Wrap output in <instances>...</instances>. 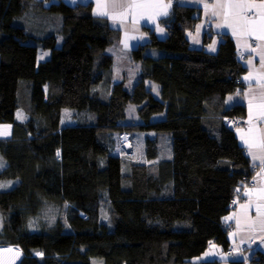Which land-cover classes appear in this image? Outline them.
Instances as JSON below:
<instances>
[{"label": "trees", "instance_id": "trees-1", "mask_svg": "<svg viewBox=\"0 0 264 264\" xmlns=\"http://www.w3.org/2000/svg\"><path fill=\"white\" fill-rule=\"evenodd\" d=\"M170 5L168 38L150 33L149 46L164 55L136 49L141 75L127 90L114 83L106 53L120 33L94 15L92 3L0 0V126L12 127L11 138L0 140V184L17 182L0 188V245L19 247V264H222L196 259L212 242L224 253L231 247L224 218L234 190L254 174L235 130L224 126L225 118L247 115L243 105L227 106L245 87L247 68L229 35L216 53L193 48L195 10ZM55 15L59 31L31 33L33 17ZM40 50L51 58L39 64ZM130 105L141 123H126ZM65 109L94 121L62 128ZM124 132L170 135L172 158L159 159L162 143L149 137L147 159L158 164L114 155ZM226 262L246 264L239 254ZM249 262L264 264V256L255 252Z\"/></svg>", "mask_w": 264, "mask_h": 264}, {"label": "crops", "instance_id": "crops-1", "mask_svg": "<svg viewBox=\"0 0 264 264\" xmlns=\"http://www.w3.org/2000/svg\"><path fill=\"white\" fill-rule=\"evenodd\" d=\"M64 1L70 5L92 3L94 15L108 19L110 26L120 33L119 39L106 51L114 59V83H124L126 87L132 88L138 82L141 63L133 58L136 49L145 47V55L153 58L164 55L163 52L154 50L149 45L150 33H154L159 40L168 38L164 24L172 11L168 0ZM208 1L179 0V5L193 8L200 15L198 24L189 32L188 39L193 48L206 49L210 53L218 51L224 41V35H229L235 41L239 60L247 68V73L241 78L245 87L228 96L227 106L246 107L247 127H240L235 132L240 145L247 153L250 164L259 166L264 163V0H213L212 4ZM99 13H107V15H99ZM207 22L212 23L213 34V39L208 44L205 40ZM160 29L163 31L161 32ZM144 136L157 140L155 133H145ZM157 141L167 143L170 149L164 156L161 148L159 159L169 157L167 160H170L173 155L172 137L162 135ZM249 149L252 155H249ZM253 157L256 159L253 160ZM145 164L156 165L158 160L147 159ZM255 183V187L246 191L247 201L240 204L237 214L232 213L224 218V223L228 227L234 225L236 221L237 233L230 235L231 244L251 247L245 256H241L246 264H249L247 259L255 252L264 256V173L255 177ZM226 261L224 250L220 246L211 247L208 253L197 260L202 263L229 264Z\"/></svg>", "mask_w": 264, "mask_h": 264}, {"label": "rangeland", "instance_id": "rangeland-1", "mask_svg": "<svg viewBox=\"0 0 264 264\" xmlns=\"http://www.w3.org/2000/svg\"><path fill=\"white\" fill-rule=\"evenodd\" d=\"M212 2H213V0L208 1V3H210V4H212ZM28 18H31V16H29ZM51 21H53V22H51ZM62 22H63V20H62V17L60 15H55L52 17H45V18L44 17L42 18L40 16L33 17L31 24H30L31 33L34 35H37V36H41L42 33L37 32L39 27H41V26H42V28H44V26L45 27L48 26L46 31L49 33L54 32V31H59L62 27ZM207 23H210V27L212 30V23L211 22H207ZM62 44H63V40H62V38H59V47H62ZM157 51H159V50H157ZM145 56H147V55H145ZM50 58H51V52L50 51H44V50L39 51V55H38V63L39 64L49 60ZM150 85H154V84L150 83ZM156 87L157 86H155V94H156V96H158V87L157 88ZM132 89H133V87L132 88H130L129 86L127 87V90H132ZM96 91H98L100 93V98L104 102L108 101L109 94H108V91L105 89L104 86L98 87L96 89ZM19 113L22 115H21V118L17 117L18 121L26 122L27 118L24 115V113H22V112H19ZM94 117H93V114H84L83 120L88 121L90 119V123H93ZM156 119L160 120L161 117H157ZM83 120L80 119V116L76 111L70 110V109H65L63 111V114H62L61 127L66 128V127H70V126L83 125L82 124ZM126 123L127 124H133V123L139 124V123H141V120L137 114L136 106L130 105L128 107ZM11 128L9 126H0V133H2V135H0V140H7V139L11 138V135H12ZM128 135H130V143L133 145V151L131 153L132 155L127 154L125 151H123L121 149V147H120L121 134L116 135V137L118 138V141H119V146H118V150L114 153V155L119 156V157H123L124 159H127V160L139 162L142 164L147 163V137L144 136V133H142V132H134L132 135L130 133H128ZM169 151H170L169 145H167V143L162 142V154L165 156V155H167V153ZM168 158L169 157H162V159H168ZM2 164H3V162H2ZM1 184L11 185L10 187L2 188V190H11L12 188H14L16 186L17 182L16 181H7V182H2ZM45 211H46L45 213H47L46 216H48V217L53 216L52 220L55 219V217H56L55 213L56 212H54L53 209L48 208V209H45ZM52 220L50 222H52ZM3 225H4V218H3L2 214L0 213V232L3 229ZM41 256L42 255L39 253L37 257H41ZM22 258H23V254L20 251L19 247L0 245V264H19L20 260ZM200 258L201 257L197 258L196 260H198Z\"/></svg>", "mask_w": 264, "mask_h": 264}, {"label": "built area", "instance_id": "built-area-1", "mask_svg": "<svg viewBox=\"0 0 264 264\" xmlns=\"http://www.w3.org/2000/svg\"><path fill=\"white\" fill-rule=\"evenodd\" d=\"M179 0H170L171 4H178ZM250 17H252V15H249ZM194 19L199 20L200 19V15L198 12L195 11V13L192 16ZM205 38H213V34H212V30L210 27V23H206L205 26ZM255 44V43H253ZM239 90V89H238ZM224 126L227 129L230 130H235L237 128L240 127H247V121L244 117H235V118H225L224 119ZM125 145V148L123 147ZM120 147L123 151H125L127 154L132 155V151H133V145L130 143V135H128V133L124 132L121 133V143H120ZM252 171H253V176L250 179L245 180V182L241 183L235 190H234V194L233 197L229 203V210L232 211L233 213L237 212L239 205L241 203H244L247 201L246 198V191L250 188L255 187L256 183H255V177H257V175L259 174H263L264 173V163L259 165V166H252ZM237 233V228L236 225L233 226L230 230V234H236ZM248 247H242L240 244L237 247V249L234 248H229L227 250V258L232 261L235 262L236 261V254H237V250L240 253H243ZM39 254V253H38ZM38 254L36 256H38ZM41 255H43L42 253H40Z\"/></svg>", "mask_w": 264, "mask_h": 264}, {"label": "clouds", "instance_id": "clouds-1", "mask_svg": "<svg viewBox=\"0 0 264 264\" xmlns=\"http://www.w3.org/2000/svg\"><path fill=\"white\" fill-rule=\"evenodd\" d=\"M235 130H236V129H235ZM118 142H119V141H118ZM118 146H119V143H118ZM252 166H253V165H252ZM239 206H240V205H239ZM228 207H229V206H228ZM228 209H229V208H228ZM237 212H238V210H237ZM237 212H235L234 214L236 215ZM232 213H233V212L229 210V215L232 214ZM235 225H236V221H235V224H234V225H232L231 227H229L230 230H231V228H232L233 226H235ZM236 228H237V226H236ZM229 234H230V232H229ZM230 235H235V234H230ZM213 246H214V243L212 242V243L210 244V247H213ZM238 246H239V245H237V246H233V245H231L230 248L237 249ZM250 246H253V244H250ZM249 248H251V247H248L243 253H240V252H238V250H237V254H239V258H240L241 256H245L246 253H247V251H249V250H248ZM226 253H227V251H226ZM226 253H225V257L227 258ZM237 254H236V255H237ZM250 260H251V257H250L249 259H247V261H248L249 264H251V263L249 262ZM227 261L232 262V261H230L228 258H227ZM235 262H236V261H235Z\"/></svg>", "mask_w": 264, "mask_h": 264}, {"label": "snow or ice", "instance_id": "snow-or-ice-1", "mask_svg": "<svg viewBox=\"0 0 264 264\" xmlns=\"http://www.w3.org/2000/svg\"><path fill=\"white\" fill-rule=\"evenodd\" d=\"M129 7H131V5H129ZM165 15L167 14V13H164ZM99 15H107V13H99ZM160 31L162 32L163 31V29H160ZM214 50V49H213ZM250 62V61H249ZM245 79H247V77H245ZM229 99H231V98H229ZM21 115L22 114H20V113H18L17 114V117L18 118H21ZM0 135H2V133H0ZM249 155H252V153H251V150L249 149ZM256 158L255 157H253V160H255ZM0 167H2V165H0ZM11 185H4V184H0V188H4V187H10ZM226 219H230V218H226ZM10 250V249H9Z\"/></svg>", "mask_w": 264, "mask_h": 264}, {"label": "water", "instance_id": "water-1", "mask_svg": "<svg viewBox=\"0 0 264 264\" xmlns=\"http://www.w3.org/2000/svg\"><path fill=\"white\" fill-rule=\"evenodd\" d=\"M123 147L125 148V145Z\"/></svg>", "mask_w": 264, "mask_h": 264}]
</instances>
